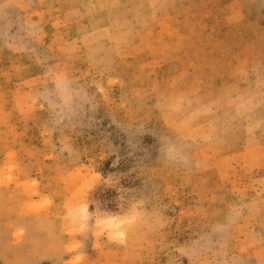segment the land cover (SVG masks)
Wrapping results in <instances>:
<instances>
[{
    "label": "rangeland",
    "instance_id": "1",
    "mask_svg": "<svg viewBox=\"0 0 264 264\" xmlns=\"http://www.w3.org/2000/svg\"><path fill=\"white\" fill-rule=\"evenodd\" d=\"M50 68L96 105L52 138ZM241 97L264 121V0H0V264H264V125L246 133ZM121 194L163 227L121 245L66 224Z\"/></svg>",
    "mask_w": 264,
    "mask_h": 264
},
{
    "label": "clouds",
    "instance_id": "2",
    "mask_svg": "<svg viewBox=\"0 0 264 264\" xmlns=\"http://www.w3.org/2000/svg\"><path fill=\"white\" fill-rule=\"evenodd\" d=\"M35 100L42 102L49 112V120L45 124V130L50 138L55 137L57 129L64 125L65 121L76 120L80 116L81 109L91 106L94 110L96 107L94 97L89 96L85 89L79 87L66 71L54 68L48 70L45 83L42 88L37 90ZM259 100L264 102V97H260ZM232 106L235 109L236 116L249 118V122L244 129L249 136H253L264 125V121L251 120V113L260 107L257 99L248 100L241 97L235 100ZM229 130L227 124L222 127L214 125L207 138L227 135ZM68 147L70 148L71 146L68 145ZM162 151L169 163H187V159L176 144L170 143L162 147ZM103 183L107 186L115 187L119 180L113 178L107 182L103 180ZM119 192L123 193L122 190ZM119 200L118 212L102 210L98 203L95 209L90 211V201L86 195L82 201L70 203L65 207V222L82 235L95 233L97 236L121 245L128 242L129 233L133 230L147 229L156 231L163 227L161 210L157 208L149 212L143 198L137 197L133 200L125 201L124 195L121 194ZM200 252L201 249L193 248L185 250L182 254L196 256Z\"/></svg>",
    "mask_w": 264,
    "mask_h": 264
}]
</instances>
